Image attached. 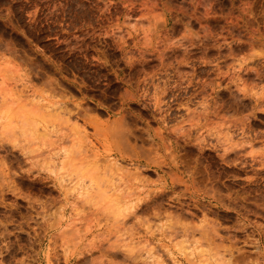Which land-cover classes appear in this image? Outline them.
Masks as SVG:
<instances>
[{
  "label": "rangeland",
  "instance_id": "1",
  "mask_svg": "<svg viewBox=\"0 0 264 264\" xmlns=\"http://www.w3.org/2000/svg\"><path fill=\"white\" fill-rule=\"evenodd\" d=\"M252 263L264 0H0V264Z\"/></svg>",
  "mask_w": 264,
  "mask_h": 264
},
{
  "label": "bare ground",
  "instance_id": "2",
  "mask_svg": "<svg viewBox=\"0 0 264 264\" xmlns=\"http://www.w3.org/2000/svg\"><path fill=\"white\" fill-rule=\"evenodd\" d=\"M39 214V213H38ZM40 216V215H39ZM47 216V215H46ZM104 252V251H103ZM115 253V252H114ZM66 254V253H65ZM114 256V255H113ZM76 257V256H75ZM115 258V257H114ZM68 261H69V259H68ZM76 261V260H75ZM253 264V263H252Z\"/></svg>",
  "mask_w": 264,
  "mask_h": 264
}]
</instances>
